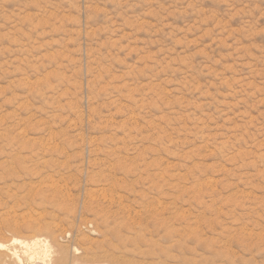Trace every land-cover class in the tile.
Masks as SVG:
<instances>
[{"label":"rangeland","instance_id":"obj_1","mask_svg":"<svg viewBox=\"0 0 264 264\" xmlns=\"http://www.w3.org/2000/svg\"><path fill=\"white\" fill-rule=\"evenodd\" d=\"M44 224L82 264H264V0H0V241Z\"/></svg>","mask_w":264,"mask_h":264},{"label":"bare ground","instance_id":"obj_2","mask_svg":"<svg viewBox=\"0 0 264 264\" xmlns=\"http://www.w3.org/2000/svg\"><path fill=\"white\" fill-rule=\"evenodd\" d=\"M50 226L44 224L28 238L0 241V264H82L75 256L79 250L75 247L69 250V246L60 244L59 236Z\"/></svg>","mask_w":264,"mask_h":264}]
</instances>
